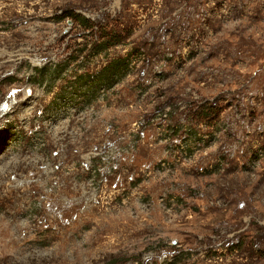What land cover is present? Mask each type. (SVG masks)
<instances>
[{"label":"rangeland","instance_id":"374dc122","mask_svg":"<svg viewBox=\"0 0 264 264\" xmlns=\"http://www.w3.org/2000/svg\"><path fill=\"white\" fill-rule=\"evenodd\" d=\"M0 264H264V0H0Z\"/></svg>","mask_w":264,"mask_h":264},{"label":"trees","instance_id":"16d2710c","mask_svg":"<svg viewBox=\"0 0 264 264\" xmlns=\"http://www.w3.org/2000/svg\"><path fill=\"white\" fill-rule=\"evenodd\" d=\"M100 37H101V38H104V43H105L104 46H110V45H113L114 43H119V40H116L113 44H110L109 41H111V40H110L111 38L108 37L106 34H101ZM113 37H114V39H115V38H118L117 36H113ZM105 72H109V71H105V70H103L102 72H100L101 75H99V76H102L103 74H105ZM99 76H98V77H99ZM100 79H102V77H100ZM108 79H109V75H108V77H107V80H108Z\"/></svg>","mask_w":264,"mask_h":264},{"label":"built area","instance_id":"2783aa9c","mask_svg":"<svg viewBox=\"0 0 264 264\" xmlns=\"http://www.w3.org/2000/svg\"><path fill=\"white\" fill-rule=\"evenodd\" d=\"M163 114H165V113H162V111H161L160 113L157 114V117L161 118V115H163Z\"/></svg>","mask_w":264,"mask_h":264}]
</instances>
